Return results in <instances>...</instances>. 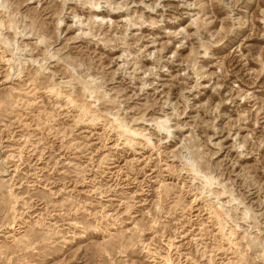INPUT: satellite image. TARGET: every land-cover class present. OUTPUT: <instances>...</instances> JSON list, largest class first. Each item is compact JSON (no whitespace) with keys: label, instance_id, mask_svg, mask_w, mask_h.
Masks as SVG:
<instances>
[{"label":"rangeland","instance_id":"374dc122","mask_svg":"<svg viewBox=\"0 0 264 264\" xmlns=\"http://www.w3.org/2000/svg\"><path fill=\"white\" fill-rule=\"evenodd\" d=\"M0 264H264V0H0Z\"/></svg>","mask_w":264,"mask_h":264}]
</instances>
